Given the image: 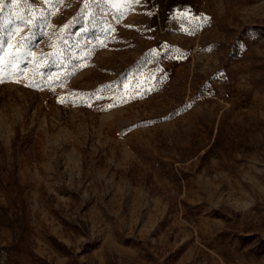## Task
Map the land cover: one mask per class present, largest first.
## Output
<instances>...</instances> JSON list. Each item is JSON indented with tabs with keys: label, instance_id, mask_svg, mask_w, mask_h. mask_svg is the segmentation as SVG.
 Returning a JSON list of instances; mask_svg holds the SVG:
<instances>
[{
	"label": "rangeland",
	"instance_id": "rangeland-1",
	"mask_svg": "<svg viewBox=\"0 0 264 264\" xmlns=\"http://www.w3.org/2000/svg\"><path fill=\"white\" fill-rule=\"evenodd\" d=\"M192 8L3 0L0 264H264V0Z\"/></svg>",
	"mask_w": 264,
	"mask_h": 264
},
{
	"label": "snow or ice",
	"instance_id": "snow-or-ice-1",
	"mask_svg": "<svg viewBox=\"0 0 264 264\" xmlns=\"http://www.w3.org/2000/svg\"><path fill=\"white\" fill-rule=\"evenodd\" d=\"M128 2H135V0H119V2L113 3V0H86V8H91L92 6H100L104 3H110L112 6L117 10L120 11V9ZM44 3L49 6V10L47 12H44L43 10L40 13L39 21L41 22V26L47 27V18L50 15H54L56 12L59 11V6L63 4V0H44ZM2 4L3 0H0V11H2ZM87 14V13H85ZM122 15V12H121ZM22 19V17H21ZM37 18L35 17V13H33L32 16H30L26 21H24V26L28 27L30 30L32 27H35L34 20ZM68 26L66 25L65 28ZM109 27V31H112ZM22 31V28L20 26H17L14 31H9L7 34L6 39H0V83L6 82L8 77H5L4 72L7 71L10 76H24L26 73L20 68V64L25 60L34 61L35 60V53L34 51L26 46L25 41L28 40V37L23 38L21 41H18L16 43H10L9 40H15V37L19 34V32ZM63 31V29L61 30ZM36 36V33L32 34V38L34 39ZM60 42L62 45H66L67 41L64 39L63 36L60 37ZM53 48L56 47V44L53 43L51 45ZM50 56L59 59L63 56V49L50 53ZM47 58V57H44ZM82 59V58H81ZM51 75V74H49ZM59 79V77H57ZM13 82L19 83V80H14ZM26 86L28 87H38L35 83H29ZM103 92V89L99 90L95 94H85L88 95L89 100L90 99H99L101 98L100 93ZM76 95V94H73ZM60 103H66L68 102L65 98L59 99ZM74 104L77 102L76 100L72 101ZM82 103H87V106L91 107V103H89L87 100H81ZM115 104H109L107 106L108 109H111L112 107H115Z\"/></svg>",
	"mask_w": 264,
	"mask_h": 264
},
{
	"label": "crops",
	"instance_id": "crops-1",
	"mask_svg": "<svg viewBox=\"0 0 264 264\" xmlns=\"http://www.w3.org/2000/svg\"><path fill=\"white\" fill-rule=\"evenodd\" d=\"M142 1L143 3H153L157 4V13L167 15L169 13H174L180 10H188L199 2V0H136ZM193 9V8H192ZM175 10V11H174Z\"/></svg>",
	"mask_w": 264,
	"mask_h": 264
}]
</instances>
